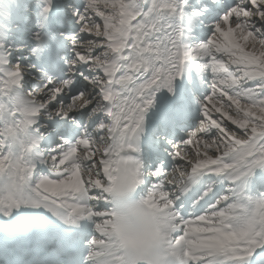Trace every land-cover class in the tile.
I'll return each mask as SVG.
<instances>
[{
    "label": "snow or ice",
    "instance_id": "snow-or-ice-1",
    "mask_svg": "<svg viewBox=\"0 0 264 264\" xmlns=\"http://www.w3.org/2000/svg\"><path fill=\"white\" fill-rule=\"evenodd\" d=\"M0 264H264V0H0Z\"/></svg>",
    "mask_w": 264,
    "mask_h": 264
}]
</instances>
